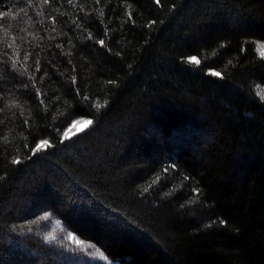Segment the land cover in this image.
Instances as JSON below:
<instances>
[{
	"label": "trees",
	"instance_id": "obj_1",
	"mask_svg": "<svg viewBox=\"0 0 264 264\" xmlns=\"http://www.w3.org/2000/svg\"><path fill=\"white\" fill-rule=\"evenodd\" d=\"M260 45L264 0H0V264H264Z\"/></svg>",
	"mask_w": 264,
	"mask_h": 264
},
{
	"label": "rangeland",
	"instance_id": "obj_2",
	"mask_svg": "<svg viewBox=\"0 0 264 264\" xmlns=\"http://www.w3.org/2000/svg\"><path fill=\"white\" fill-rule=\"evenodd\" d=\"M260 93L262 96H264V88L260 90ZM90 124V120L88 119H76L73 120L70 125L67 127V129L64 132L65 136H71L72 134L84 129ZM45 144L42 143L39 145L40 148H44ZM86 255H91L94 258H99L104 264H119L117 262L111 261L109 259H106L101 253H97L95 250L88 248V251L86 252Z\"/></svg>",
	"mask_w": 264,
	"mask_h": 264
},
{
	"label": "snow or ice",
	"instance_id": "obj_3",
	"mask_svg": "<svg viewBox=\"0 0 264 264\" xmlns=\"http://www.w3.org/2000/svg\"><path fill=\"white\" fill-rule=\"evenodd\" d=\"M47 2V0H45ZM258 51H261V55L264 56V45L258 46ZM192 61H195V58H190ZM198 62V61H195ZM214 75H219V73H213ZM259 94V93H258ZM262 99H264V96H262Z\"/></svg>",
	"mask_w": 264,
	"mask_h": 264
}]
</instances>
